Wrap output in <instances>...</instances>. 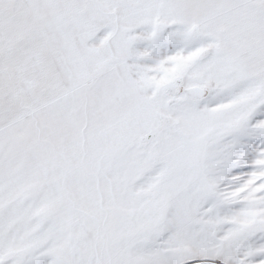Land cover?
Segmentation results:
<instances>
[{"label":"snow or ice","instance_id":"6c2138e0","mask_svg":"<svg viewBox=\"0 0 264 264\" xmlns=\"http://www.w3.org/2000/svg\"><path fill=\"white\" fill-rule=\"evenodd\" d=\"M0 264H264V0H0Z\"/></svg>","mask_w":264,"mask_h":264}]
</instances>
